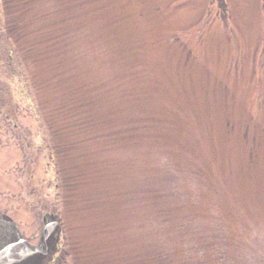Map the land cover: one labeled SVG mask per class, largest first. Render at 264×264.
<instances>
[{
    "label": "rangeland",
    "instance_id": "374dc122",
    "mask_svg": "<svg viewBox=\"0 0 264 264\" xmlns=\"http://www.w3.org/2000/svg\"><path fill=\"white\" fill-rule=\"evenodd\" d=\"M0 54V214L54 264H264V0H0Z\"/></svg>",
    "mask_w": 264,
    "mask_h": 264
},
{
    "label": "water",
    "instance_id": "95a60500",
    "mask_svg": "<svg viewBox=\"0 0 264 264\" xmlns=\"http://www.w3.org/2000/svg\"><path fill=\"white\" fill-rule=\"evenodd\" d=\"M39 244L34 247L22 240L16 226L0 216V264H48L57 251L60 228L55 219L46 217Z\"/></svg>",
    "mask_w": 264,
    "mask_h": 264
},
{
    "label": "flooded vegetation",
    "instance_id": "af4514ba",
    "mask_svg": "<svg viewBox=\"0 0 264 264\" xmlns=\"http://www.w3.org/2000/svg\"><path fill=\"white\" fill-rule=\"evenodd\" d=\"M0 56H1V54H0ZM23 136V143H22V145L26 148V149H30V150H32L33 149V147H31V146H29V142H28V140H27V138L25 137L26 135L25 134H22L21 135V137ZM20 141L21 140H19L18 142L20 143ZM20 148H21V146H20ZM31 156V160H32V155H30ZM31 160H30V162H31ZM30 162H27V165H30L31 166V163ZM4 163V162H3ZM29 174H30V177H31V179H30V181L32 182V179H34L33 178V176H32V174H31V168H30V171H29ZM28 174V175H29ZM4 179L5 178H2V181H4ZM19 180H20V177H19ZM47 214H49V213H42V231H43V228H44V226H45V222H46V218H45V216L47 215ZM0 215H5V216H8V215H6L5 213L4 214H0ZM9 217V216H8ZM35 218V217H34ZM14 221V220H13ZM15 222V221H14ZM18 226V229H19V231H20V233H21V235H22V237H23V239H25L29 244H31V245H36L37 243H38V240H39V238H40V236H41V233H42V231L40 232V235H36V237H35V239H30V237H28V236H24L23 235V233H22V231L20 230V228H19V224L17 225Z\"/></svg>",
    "mask_w": 264,
    "mask_h": 264
}]
</instances>
